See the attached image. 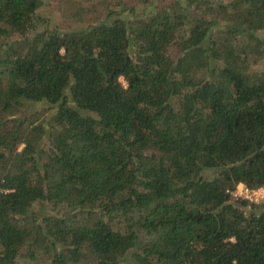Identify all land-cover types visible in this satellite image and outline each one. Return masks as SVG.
I'll return each instance as SVG.
<instances>
[{
  "label": "trees",
  "instance_id": "trees-1",
  "mask_svg": "<svg viewBox=\"0 0 264 264\" xmlns=\"http://www.w3.org/2000/svg\"><path fill=\"white\" fill-rule=\"evenodd\" d=\"M162 1L0 0V264H264V0Z\"/></svg>",
  "mask_w": 264,
  "mask_h": 264
},
{
  "label": "rangeland",
  "instance_id": "rangeland-1",
  "mask_svg": "<svg viewBox=\"0 0 264 264\" xmlns=\"http://www.w3.org/2000/svg\"><path fill=\"white\" fill-rule=\"evenodd\" d=\"M39 7L35 10V15L38 18V28L55 29L57 31H75L83 28L88 24H92L104 18L107 11L115 8V0H40ZM157 1V0H155ZM162 1V0H161ZM180 2V6L178 3ZM164 6L172 5V7L179 11L183 6L181 0H163ZM222 22H218L221 26ZM170 50H174L173 47ZM254 70L264 72V57L258 58L257 61L251 65ZM121 83L124 84L122 79ZM34 110V111H33ZM51 109L45 103L29 104L26 107V113L33 112L28 120H31L35 114L36 121L34 123H43L47 126L46 118L49 116ZM21 146L18 147V149ZM205 175H212L213 171L206 169ZM251 202V201H249ZM253 202V201H252ZM42 210V213H50L48 206ZM16 264H47L43 259L32 261L26 257L19 258Z\"/></svg>",
  "mask_w": 264,
  "mask_h": 264
},
{
  "label": "built area",
  "instance_id": "built-area-1",
  "mask_svg": "<svg viewBox=\"0 0 264 264\" xmlns=\"http://www.w3.org/2000/svg\"><path fill=\"white\" fill-rule=\"evenodd\" d=\"M229 193L235 199H246L255 203L264 201V188L262 187L249 189L242 183H237Z\"/></svg>",
  "mask_w": 264,
  "mask_h": 264
}]
</instances>
